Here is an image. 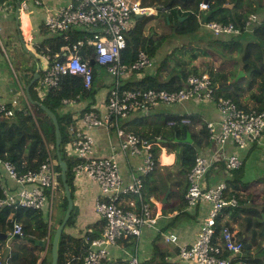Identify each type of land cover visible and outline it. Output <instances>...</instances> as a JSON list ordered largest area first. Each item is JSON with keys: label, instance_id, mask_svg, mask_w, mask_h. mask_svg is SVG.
I'll return each mask as SVG.
<instances>
[{"label": "built area", "instance_id": "2783aa9c", "mask_svg": "<svg viewBox=\"0 0 264 264\" xmlns=\"http://www.w3.org/2000/svg\"><path fill=\"white\" fill-rule=\"evenodd\" d=\"M21 7L28 8V1L22 2ZM173 7L185 9L182 5L161 6L164 11ZM199 7H208V2H201ZM157 13L158 8L144 0H68L42 21V27L50 34H62L74 26L85 27L91 34L62 46L54 54L41 49L44 64L39 69L40 94L58 88L62 77L68 74L80 77L85 88H91L94 83L91 58L113 77L109 96L102 104L104 108L97 106L86 110L76 125L70 127L72 138L67 151L73 161L75 192L76 188L80 191L89 182L96 184L99 192L94 207L103 220L99 236L85 237L88 247L81 264H105L111 254L110 247L119 245L124 239H133L135 244L134 253L123 247L129 257L128 263L141 264L139 239L145 228L159 229L165 206L160 200H145V178L160 164L161 151L157 155L155 148L163 150L165 145L162 135L145 138L127 129L124 123L130 117L152 109L157 112L159 107L187 101L197 104L215 102L220 113L219 119L206 122L208 141L214 145L196 149L195 162L186 172V208L207 202L209 210L193 243H180L174 230L164 232V239L178 244L180 258L191 264H233L231 259L243 252L244 243L229 224L222 223L220 230L217 229L218 217L240 205L241 193L233 190L226 180L214 185H207L205 180L210 170L222 161L229 170L243 166V159L236 153H230L228 146L245 148L260 142L264 135V110H246L230 97H215L219 86L213 82L209 71L189 75L178 90L126 87V79L135 73L142 75L144 69L154 64V57L147 50H140L137 58L130 63L123 61L122 52L127 47L126 33L139 15ZM263 19L264 7L261 13L249 14L242 27L233 22L215 20H201V24L215 37L222 38L241 35L244 31L252 32ZM89 46L94 47L93 52H84L83 48ZM20 95L9 101L0 99V117L32 113L45 142L46 157L38 168L22 170L0 154V209L12 210L11 226L6 231L8 240L25 235L23 222L14 217V210L17 209L42 211L49 227L53 226L54 201L63 189L55 151L38 122L35 107L24 89ZM63 102L74 107L79 101L65 98ZM182 122H190V119L183 118ZM95 130L106 136L109 154L100 152ZM226 252L230 255L225 256ZM0 264H8L7 259L1 256Z\"/></svg>", "mask_w": 264, "mask_h": 264}, {"label": "trees", "instance_id": "16d2710c", "mask_svg": "<svg viewBox=\"0 0 264 264\" xmlns=\"http://www.w3.org/2000/svg\"><path fill=\"white\" fill-rule=\"evenodd\" d=\"M176 1V0H175ZM174 1V2H175ZM187 3V6L191 2L188 0H181ZM192 6L187 9L180 7H173L170 11L159 12V16H143L136 20V23L126 33L127 47L122 52V59L126 63L134 61L140 50H147L153 57L156 56L158 50L162 47L164 42L172 34L177 35H192L197 34L202 29L201 20L204 21H219L223 23L233 22L236 26H243L249 14L263 11L264 4L261 0H208V7L200 9L199 4L204 0H191ZM173 2V3H174ZM170 0L166 2L165 6H172ZM233 4V7L230 5ZM175 6V5H174ZM201 10H204L205 18L201 15ZM42 28V27H41ZM47 34V33H46ZM89 29L73 28L70 32L64 36L62 34L46 35L45 38L35 45L39 49H45L46 51L54 54L61 50L64 45H70L81 38H85L90 35ZM245 37L246 42L242 54L238 58V64L246 72H250V75L241 77L239 80H235L237 75V69L230 71H216L210 69L209 73L215 84H218L215 97L224 96L233 99L240 107L251 110L256 109L258 111L264 110V19L258 24L252 32L244 31L241 35L231 37H212L214 40L210 42L220 43L224 47H234ZM189 48L194 50L196 47L189 44ZM94 47H84L83 51L93 52ZM169 59V56L165 58H159L156 63L157 69L164 66ZM237 66V65H236ZM235 66V67H236ZM34 68V67H29ZM94 78L98 75L96 64L93 65ZM155 68V66H154ZM146 70V71H145ZM143 77L138 81L126 82L128 88H156L167 90H178L183 87L187 78L191 74H199L196 68L193 69H181L180 71L173 72L167 79L162 80L159 77L158 70L152 71V67L143 70ZM247 83V87L245 84ZM39 80H37L30 88L32 97L35 100L41 101L47 107H49L58 117L61 133V153L63 158L68 163V182L72 191V196L75 195V185L73 179V161L68 154L67 145L71 141L72 134L70 133V127L76 125L79 117L86 111L95 109L96 95L98 88L92 85L91 88H85L82 79L74 74L64 75L60 82V85L56 89L40 94L38 91ZM249 91V98L253 100V105L250 106L241 100L244 93ZM78 99V101H87L82 110H75L74 107H70L63 102V99ZM77 106V105H76ZM35 115L38 118V122L43 128L44 133L47 136V141L52 145L55 151L56 134L55 125L49 115L42 109L35 105ZM183 118H189L190 122H182ZM172 120H175L172 124H169ZM45 122L49 125L50 130L46 129ZM147 122V121H146ZM145 122V123H146ZM142 124L133 125L130 129L144 136H155L161 134L166 140L163 144L171 146V143L175 141L178 144V151L176 163L180 165V175H172V171L169 170L166 174H162L158 183L152 180L154 173L148 175L145 178V186L147 189L148 198L150 195L155 194L158 189L163 194L168 190V182L172 183V190L168 195V201L164 207V214L169 212L178 211L175 219H178L185 213L187 202L185 194L187 191L188 181L186 172L192 167L195 162V151L198 148L206 147L209 144V132L207 123L204 119L196 114H184L174 116L172 113L168 114L165 118V125L161 124ZM201 124L197 130L193 129L194 125ZM168 125L170 127H168ZM167 126V128H166ZM191 132L193 142H183L186 138L187 132ZM6 144L7 146H4ZM29 150L28 152L24 150ZM170 149V148H169ZM155 151L157 155L161 149L156 147ZM0 154L5 158H8L15 162L17 166L26 170L28 168H38V166L44 161L46 157L45 142L41 136L39 127L35 121L32 113L18 114L10 118L0 117ZM166 158V156H165ZM168 162H172L173 156L167 157ZM58 169H60L57 164ZM168 167V166H163ZM156 171V170H155ZM231 172L237 176L236 179L228 180L229 185L233 190H241L248 188L249 184L243 183L244 186H240L242 182L240 177L242 170L235 169ZM61 187L63 188L61 176ZM243 187V188H241ZM63 190V189H62ZM62 214L57 222L59 225L66 213L68 200L63 190V194L60 197ZM243 198L240 199V205L233 210H242L245 214V228L249 230L252 228L254 236L261 235L263 237L264 221L262 211H264V205L258 209L256 205L253 209L241 208L243 204ZM251 209V210H250ZM238 210V211H239ZM12 210L10 208L0 209V232H6L8 227L11 226L10 214ZM74 210L67 222L66 226L74 224ZM222 216V215H221ZM221 216L218 217L217 229L221 228ZM14 217L21 220L24 224L25 235L20 238L0 239V257L3 256L7 259L8 264H51V243L55 233L56 227H49L48 221L44 217L42 211H32L17 209L14 210ZM30 221L39 231V237L31 236V233L27 227L26 221ZM227 224V223H225ZM96 229L87 230L85 236L78 237L64 231L59 242V260L58 264H81L82 258L87 251L85 237L89 238L97 237L103 227V223H95ZM171 223L165 225L160 234H158L154 244V252L148 261L142 264H168L165 258V252H163L164 235L163 233L168 230ZM49 237V242L46 246V238ZM43 239L44 244L40 245L36 242H32L29 239ZM243 240L244 248L243 253H246L249 245L246 239ZM258 245V251H263V242H256ZM11 247H17L16 250ZM251 248V247H250ZM46 252L43 256V252ZM247 258H250L251 264H264L262 258L258 256L250 255L247 253ZM225 256H229L230 253L226 252ZM232 263H235V259L232 258ZM106 264V263H105Z\"/></svg>", "mask_w": 264, "mask_h": 264}, {"label": "crops", "instance_id": "0c3cea01", "mask_svg": "<svg viewBox=\"0 0 264 264\" xmlns=\"http://www.w3.org/2000/svg\"><path fill=\"white\" fill-rule=\"evenodd\" d=\"M24 1H28L29 7L25 9L20 6V27H18L16 19L18 0H0V99L7 101L11 100L13 97H21V91L23 89L26 91L28 84L34 76L35 70L37 69L36 64H33L32 62L34 58L30 54V51L22 47V40L19 37L20 32L23 34V37L24 33H27V36L29 35V38L25 39L24 37V40L26 41V44L29 49L33 50L38 55L39 59H41L39 53H37L35 49L31 48V42L33 44H36L37 42L40 43L45 38V36L48 35L41 29L43 19L48 14L54 13L58 8L65 5L68 0H21V3ZM35 30L39 33L38 37H40L37 40L36 35L34 33ZM15 62L24 71L22 77L15 69ZM40 63L41 65L44 64V62L41 61ZM30 66L34 68H29ZM100 67L101 68L96 67V69L98 70V75H96V77L94 78V85L98 88V90L101 87H104L105 89L100 99H98V94L96 95L95 106H98L99 108H104L102 104L104 105V102L109 96L111 87H108V84L112 83L113 77L107 73L103 66L100 65ZM102 69L106 71L107 75L102 76ZM143 74L144 73H142V75L135 73L133 76L126 79V81H138L142 79L141 76H144ZM160 79L165 80V78L161 77ZM38 80V86H40V78ZM86 103L87 101L80 100L78 104H76L77 106H75L74 109L82 110L83 107L81 106H84ZM33 105L35 107V104ZM200 105L201 103L197 104L194 101H187L184 104H176L171 106L172 114L174 116H177L193 113L204 119L205 122L219 119L220 113L218 112L215 102L211 101L202 103L203 106ZM70 107L73 108V106ZM154 114L160 113L155 112V110H150L149 112H145L144 114H138L133 117H130V119L125 120L124 125L127 129L132 130L130 129L131 126H142V124L145 123V121L143 120L144 116H151ZM171 121L175 120L171 119ZM149 122L150 121H147L145 124H150ZM200 126L201 124L194 125L193 129L197 130L200 128ZM140 135L145 138H152L156 136H144L142 134ZM94 136L97 138L96 140L99 145L100 152L109 154L106 136H104V134H102L99 130L94 131ZM164 141L166 140L164 139ZM3 145L7 146L6 144ZM213 145L214 143H209L205 148H211ZM163 147L164 149L161 150L159 157L160 164L155 171L156 173L153 172L154 175L152 176V180L156 183L159 182L161 175L166 174L169 170H171L172 175H174L175 173L172 170L174 165L178 167V170L180 172V165L176 163L177 152L175 150L169 149L168 145L166 144ZM228 151L230 153H236L243 159V166L240 168L242 170V175L240 177L242 182H240L239 185L244 186L243 183L249 184L248 188L241 190L238 189V191L242 195L241 198L245 200V202L243 201L241 208L249 210V208L253 209L256 205L258 206V209L262 208V206L264 205V178L262 177V175H264V135L261 138L260 142H255L245 148H240L231 145L228 146ZM164 154L172 155V162L168 163L167 158L163 156ZM179 175L180 173L178 175H174V177ZM236 177L237 176H235L231 172V170L227 168L225 162L222 161L210 170V172L207 174L205 183L207 185H214L221 180L228 181L233 180L234 178L236 179ZM171 190L172 183L169 181L168 190L165 193L162 194L160 192V189H158L155 194H152L147 198V189L145 186L144 198L146 201L149 202H153L154 200L161 201L163 200V197L166 193H168V195L170 194ZM98 192V187L92 182H89L86 187L78 191L77 200H74V210H77L75 215V223L65 228V231L67 233H70L73 236L83 237V233H86L88 229H96L95 223H103L102 218L95 211L94 207ZM208 210L209 204L207 202H202L196 207L186 208L185 213L178 217V219H175V216L177 215L178 211L164 214L160 218L158 230L154 228H145L138 242V254L141 260V264L145 261H148L153 255L154 244L157 243L156 238L158 234L161 233L163 227L168 223H171V226L168 228L167 232L174 230L178 234L180 243H193L197 237L200 223L203 218L207 215ZM238 210L229 209L225 213H223L220 219L221 223L229 224L236 232L237 236L239 238L246 239L247 243L251 237L257 240V242L264 243V234L263 237H261V235L254 236L252 228H250L249 230H247L245 227H240L239 230L236 229L238 221L235 220H241V218L242 220H244L245 214L248 213L247 211L245 213L242 210ZM261 214L263 216L264 221V211H262ZM81 231L82 233H80ZM119 245H114L110 247L111 254L106 264H129V257L125 253L123 247L129 250L131 253H134V240L124 239L119 242ZM13 250H16V247ZM163 252L166 253L165 258L168 264H191L180 258L179 246L176 243H169L166 242L164 239ZM233 258L235 259V264H251V262L249 261L250 258L245 257L243 252Z\"/></svg>", "mask_w": 264, "mask_h": 264}, {"label": "rangeland", "instance_id": "374dc122", "mask_svg": "<svg viewBox=\"0 0 264 264\" xmlns=\"http://www.w3.org/2000/svg\"><path fill=\"white\" fill-rule=\"evenodd\" d=\"M169 0H144V2L147 3H151L153 4L156 8H158V13L155 14V16H159V12L162 11L161 10V6H165L166 2ZM262 3L264 4V0H261ZM186 2H191V4L189 6H187V3L185 4V2L181 1V0H176L172 6L174 5H182L185 7V9L190 8L192 6V1L188 0ZM201 15L203 14V18H205V11L201 10ZM73 28H81V29H86L85 27L82 26H74ZM45 33L46 30L42 27L41 28ZM41 30V32H42ZM27 31V30H26ZM24 33V32H23ZM35 35H36V40L39 39L40 37H38L39 33L35 30L34 31ZM50 34V33H47ZM60 34V33H56ZM51 35V34H50ZM24 37L25 39L29 38V35L27 36V33H24ZM215 37L208 29L203 28L200 29V31L197 34H192V35H177V34H172L170 35V37H168V39L164 42V44L162 45V47L158 50L156 56L154 57V64L152 67V71H156L158 70L159 76L161 78H168L173 72H177L180 71L181 69H193L196 68L197 72H205V71H209L210 69L214 70V72L216 71H230V70H234L237 69V74L239 73V71L243 70L241 68V65L238 64V58L240 57V55L242 54L243 48H244V44L246 42V38L242 36V39L237 45H235L234 47H224L223 45L219 44V43H214V42H210V40H214ZM189 44L194 45L196 48L194 50L189 48ZM31 45L33 49H35V51L37 53H39L40 57H41V49H39V47H37L35 44H33L31 42ZM22 47L25 49L24 44L22 43ZM31 54V53H30ZM166 56H169V59L167 61V63L162 66L160 69H157L156 63L158 62L159 58H165ZM41 62H44V60L41 58L40 59ZM33 64H36V61L33 60L32 61ZM237 65V66H236ZM37 66V64H36ZM155 66V68H154ZM236 66V67H235ZM96 67H100V65L96 64ZM15 69L17 70V72L20 74V76L22 77L23 74V70L18 66V64L15 62ZM146 71V70H145ZM244 74L243 77L248 75V73H246L243 70ZM107 75L106 71L102 69V76ZM112 83L108 84V87L111 86ZM245 86L247 87V83L245 84ZM104 87H101L97 94H98V99H100L102 97V94L104 92ZM249 94L250 92L247 91L244 93L243 97L241 98V100L245 103H248L250 106H252L253 100L249 98ZM200 106H203L202 104ZM153 110V109H152ZM151 110V111H152ZM154 111V110H153ZM158 113L160 114H154L151 116H144L143 120L146 121H150L149 123L152 124L151 122H155L156 124H161V125H165V118L167 114L172 113V108L171 106L169 107H159L158 108ZM153 114V113H151ZM46 125V129L50 130L49 125L45 122ZM168 127H170L168 125ZM167 128V126H166ZM178 144L174 142L171 143V146H169V148L171 150H177L178 151ZM26 152H28L29 150H24ZM164 157H171L172 155H167L164 154ZM170 163V162H168ZM173 172L175 173L174 175H178L180 172L178 170L177 166H173ZM176 177V176H175ZM174 177V179H175ZM262 177L264 178V175H262ZM171 182V181H170ZM173 188V186H172ZM63 194V190L59 191L56 195L55 201H54V208H53V215H52V225L54 227H56L58 224V220L62 214L61 211V206H60V202H61V195ZM77 194H78V189L76 188V192L74 195V200H77ZM162 198V197H161ZM164 203H166L164 200H161ZM77 210H74V221H75V215H76ZM238 221L237 225H236V229L239 230L240 227H245V220H235ZM242 222V223H241ZM75 223V222H74ZM27 227L31 233V236L33 237H39V231L38 229L34 226V224L30 221H26ZM68 227V226H67ZM87 232V231H86ZM82 233V231L80 232ZM70 234V233H69ZM85 235V233H83V236ZM73 236V235H72ZM46 242L48 244L49 242V237L46 238ZM257 240L253 239L252 237L249 239L248 241V245L249 248L247 250L246 253H244V256L246 257L249 253L251 252L250 255L252 256H258L260 258H262V260L264 261V248L263 251H258V245H257ZM264 245V243H263ZM251 247V248H250ZM13 249H15V247H13ZM17 249V247H16ZM46 252L44 251L43 254H45Z\"/></svg>", "mask_w": 264, "mask_h": 264}, {"label": "water", "instance_id": "95a60500", "mask_svg": "<svg viewBox=\"0 0 264 264\" xmlns=\"http://www.w3.org/2000/svg\"><path fill=\"white\" fill-rule=\"evenodd\" d=\"M175 0H170V4H172ZM204 2H208V0H204ZM20 6H21V0H18V4H17V10H16V19H17V24L18 27L20 24V20H19V13H20ZM231 7H233V4L230 5ZM138 17H143V15H139ZM70 32V30H66L65 32L62 33V35H67ZM20 39L22 40V43L24 44V47L26 50H29L31 55L33 56L34 60L36 61L37 64V69L35 70L34 76L32 78V80L30 81V83L28 84L27 88H26V93L27 96L30 100L31 103L37 105L40 109H42L44 112H46L47 115L50 116V118L52 119L54 125H55V134H56V143H55V154H56V158L58 160V165L60 167V171H61V180H62V184H63V189L65 192V195L67 197L68 200V206H67V210L66 213L61 221V223L56 227L55 229V233L52 239V243H51V264H58V260H59V242H60V238L62 236V233L65 231V228L67 227V222L69 221L72 212L74 210V206H75V201L74 198L72 196V191L68 182V163L67 161L63 158L62 153H61V142H62V133H61V129H60V125H59V121H58V117L57 115L49 108L47 107L45 104H43L41 101L35 100L30 92V88L32 86V84L37 81L40 78V59L38 57V55L31 49H29V47L26 44V41L24 40L23 34L20 32L19 34ZM90 63L92 65H95V59L91 58ZM243 70L239 71V73L236 75L235 80H239L241 77H243ZM248 74L250 75V72H248ZM183 142H189L192 143V137H191V132L188 131L187 132V137L185 139H183ZM169 192V191H168ZM168 199V193L165 194V196L163 197V200L165 202H167ZM264 234V231H263ZM7 234L6 232H0V239H7ZM16 238H20V236H15ZM32 242H36L40 245L44 244V240L43 239H34V238H30L29 239ZM86 242V239H85ZM46 246H47V242H46ZM86 247H88V243L86 242ZM45 254H43L44 256Z\"/></svg>", "mask_w": 264, "mask_h": 264}, {"label": "bare ground", "instance_id": "6f19581e", "mask_svg": "<svg viewBox=\"0 0 264 264\" xmlns=\"http://www.w3.org/2000/svg\"><path fill=\"white\" fill-rule=\"evenodd\" d=\"M26 22H27V20H26ZM26 22H25V24H26Z\"/></svg>", "mask_w": 264, "mask_h": 264}, {"label": "clouds", "instance_id": "9594fccd", "mask_svg": "<svg viewBox=\"0 0 264 264\" xmlns=\"http://www.w3.org/2000/svg\"><path fill=\"white\" fill-rule=\"evenodd\" d=\"M64 190V189H63ZM13 248V247H12ZM87 248V247H86Z\"/></svg>", "mask_w": 264, "mask_h": 264}]
</instances>
